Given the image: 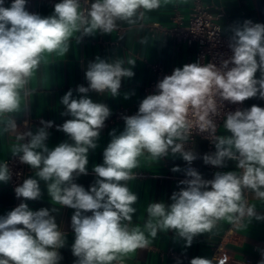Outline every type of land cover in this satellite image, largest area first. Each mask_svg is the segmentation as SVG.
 <instances>
[{"label":"clouds","instance_id":"9594fccd","mask_svg":"<svg viewBox=\"0 0 264 264\" xmlns=\"http://www.w3.org/2000/svg\"><path fill=\"white\" fill-rule=\"evenodd\" d=\"M161 3L60 0L52 15L41 16L27 10V0H12L9 6L0 0V132L15 135L12 155L35 170L37 177L25 179L14 189L15 196L23 201L39 200L43 181L53 205L75 210L71 216L75 264H124L128 254L148 248L149 237L155 239L160 232L172 231L190 247L196 236L212 232L221 220H264L244 195L248 191L264 200V108L252 105L223 112L225 101L239 104L257 96L264 99V24L245 20L233 27L228 43L232 55L222 59L220 66L185 64L159 81L157 93L147 95L136 114L122 117L123 131L109 133L103 163L92 167L96 179L88 190L74 181L88 174L89 151L98 147L105 121L112 114L106 104L94 102L88 93L119 96L122 79L135 75V60L128 59L125 67L123 60L109 62L97 57L85 71L88 86L76 89L81 95L74 98L71 89L64 94L60 102L66 110L61 115L71 119L57 126V131L71 142L49 148L47 129L52 121H41L43 127L35 133L18 132L15 114L22 110L29 81L46 56H65L77 33L79 43L83 36L114 32L118 21L135 25ZM217 117L223 118L222 127L229 135L216 134ZM196 129L209 133L216 149L205 154L203 162L224 167L227 160L235 161L238 171H218L213 179L205 180L196 169H183L189 179L179 181L183 187L172 193L171 203L148 204L143 229L133 227L139 197L127 182L136 178L133 169L139 158L146 153L158 162L179 155L191 165L197 156L185 144ZM171 170L181 171L178 166ZM10 179L7 162L0 163V182ZM58 210L33 211L21 202L0 216V264H59L66 233L52 215ZM190 264H214V260L195 257Z\"/></svg>","mask_w":264,"mask_h":264},{"label":"crops","instance_id":"0c3cea01","mask_svg":"<svg viewBox=\"0 0 264 264\" xmlns=\"http://www.w3.org/2000/svg\"><path fill=\"white\" fill-rule=\"evenodd\" d=\"M204 1L211 7L212 13L218 16L222 33L228 38L232 35V28L242 25L245 20L260 23L253 0ZM58 2L60 0L53 3L46 1L38 3V14L52 15L54 5ZM190 4V0H162L160 8L145 13L144 18L138 20L135 25L118 21L114 32L109 34L97 32L93 36H83L79 43L76 40L79 34H75L70 41L69 52L65 56L57 54L46 56L39 70L30 79L27 86L28 95L22 100V110L15 114L18 132L35 133L38 128L43 127L41 121H52L53 126L47 129L49 137L46 144L49 148H54L65 141L71 142L64 132L57 131V126L71 119L70 116L61 115L66 110L60 102L64 94L71 89L74 98L81 95L76 89L79 85L88 86L85 71L87 65L94 62L97 57L109 62L123 60L125 67L129 66L128 59L135 60V66L132 68L135 75L132 78L122 79L119 96L113 98L109 93L98 94L94 91L88 93L94 102L106 104L112 113L105 121V127L97 142L98 147L89 151L88 174L80 175L74 181L88 190L96 179L92 167L103 163V151L111 140L109 133L115 130L118 135L125 126L123 119L113 123H109V120L120 108H132L138 111L139 104L148 95L146 88L153 79L150 64L159 62L166 69L173 71L177 67L182 68L185 64L195 61V46L178 44L173 37L164 34L156 26H170L175 10L187 16ZM256 75L259 78V72ZM125 95L128 99H125ZM251 102L264 108L263 99L253 97L245 101V109H248L247 105ZM222 126L218 135H229ZM14 143H16L15 135L0 132V163H4L12 156ZM191 146L197 156L194 160V169L205 180L213 179L218 171L237 170L236 162L231 160H227L225 166L219 169L210 168L205 164L203 156L209 154L205 139L197 138ZM187 165L179 155H169L158 162L151 160L146 153L139 158L138 167L133 169L136 178L127 182L130 190L139 197L134 205L136 212L132 219L133 227L139 226L143 229L148 219L146 211L148 204L161 201L166 204L171 203L172 193L183 187L179 181L189 179L183 171L188 168ZM176 166L181 169L180 172L171 170ZM29 168L28 178L30 176L37 178L35 170L30 166ZM40 187L42 196L39 200L23 202L28 203L33 211L53 207L59 209L58 212L52 213L60 228L66 233L65 246L59 249L62 256L59 264H75L77 258L71 250L75 239L71 228V216L75 210L53 205L43 181L40 182ZM250 199L257 212L264 215V200L255 198L251 192ZM13 200L14 196L8 183L0 182V216H5L10 211ZM149 239L151 240L149 247L128 254L124 258V264H190L191 259L195 257L213 259L214 264H219L220 260H224L225 264H257L264 251V220L253 219L249 223L247 218L241 226H236L226 219L221 220L212 232L196 236L190 247H186L185 240L176 238L172 231L160 232L155 239L151 237Z\"/></svg>","mask_w":264,"mask_h":264},{"label":"built area","instance_id":"2783aa9c","mask_svg":"<svg viewBox=\"0 0 264 264\" xmlns=\"http://www.w3.org/2000/svg\"><path fill=\"white\" fill-rule=\"evenodd\" d=\"M53 3L57 0H27V10L31 13L38 14V3L40 2ZM12 0H5V5L11 3ZM190 10L187 16L183 15L179 10H175L172 15V21L170 26H160V30L167 35L173 37L178 44H186L196 47L195 61L192 63H214L220 66L222 59H227L232 55L231 49L228 47L229 38L222 33V28L218 23V16L213 14L211 7L205 3L204 0H190ZM191 64V63H190ZM150 68L153 73V79L146 88L147 94H156V85L165 76L171 75L173 71L166 69L161 63L155 62L150 64ZM237 109H245V101L239 104H231L227 101L224 102L223 112H234ZM137 113V110L132 108H120L116 111L115 115L110 118L109 123H113L116 120H122L123 116H130ZM215 122L218 126L217 135L221 126L223 125V118H215ZM209 133H201L198 129L193 130V133L189 141L185 144L186 150H192L191 144L197 138L205 139L208 143L209 154L215 152V146L208 138ZM27 142V139L25 140ZM193 151V150H192ZM5 162H7L11 171V179L8 182L11 193L14 196L11 209H14L21 202L23 198H17L15 196L14 189L21 185L25 179L28 178L30 168L27 164L21 163L19 156H10ZM188 164V163H187ZM188 167L195 168L194 161ZM210 168L219 169L220 167L209 165ZM245 199L249 205H252L250 199V192H245ZM247 218H244L240 223H235L236 226H241ZM174 255V254H173ZM175 256V255H174Z\"/></svg>","mask_w":264,"mask_h":264},{"label":"water","instance_id":"95a60500","mask_svg":"<svg viewBox=\"0 0 264 264\" xmlns=\"http://www.w3.org/2000/svg\"><path fill=\"white\" fill-rule=\"evenodd\" d=\"M253 1L259 15L260 23L264 24V0H253ZM263 106H264V99H263ZM262 260H264V251L261 254V257L258 260L257 264H260V261Z\"/></svg>","mask_w":264,"mask_h":264},{"label":"trees","instance_id":"16d2710c","mask_svg":"<svg viewBox=\"0 0 264 264\" xmlns=\"http://www.w3.org/2000/svg\"><path fill=\"white\" fill-rule=\"evenodd\" d=\"M252 105H254L253 102H251L250 104L248 103L247 108H250Z\"/></svg>","mask_w":264,"mask_h":264},{"label":"rangeland","instance_id":"374dc122","mask_svg":"<svg viewBox=\"0 0 264 264\" xmlns=\"http://www.w3.org/2000/svg\"><path fill=\"white\" fill-rule=\"evenodd\" d=\"M258 97V96H257Z\"/></svg>","mask_w":264,"mask_h":264}]
</instances>
